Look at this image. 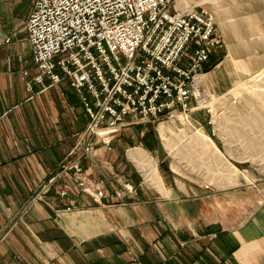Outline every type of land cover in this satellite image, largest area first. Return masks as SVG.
Masks as SVG:
<instances>
[{"label":"crops","instance_id":"crops-1","mask_svg":"<svg viewBox=\"0 0 264 264\" xmlns=\"http://www.w3.org/2000/svg\"><path fill=\"white\" fill-rule=\"evenodd\" d=\"M21 2L0 0V23ZM215 22L224 47L204 65L216 61L202 71L206 95L264 68V0H230ZM17 29L0 35V264H264V182L256 193L214 199L209 214L175 213L147 196L99 206L83 196L61 200L60 186L31 204L70 153L80 162L82 147L75 146L87 119L65 83L26 89L36 70L24 22ZM85 160L92 167L94 160ZM155 192L170 197L163 185Z\"/></svg>","mask_w":264,"mask_h":264},{"label":"built area","instance_id":"built-area-1","mask_svg":"<svg viewBox=\"0 0 264 264\" xmlns=\"http://www.w3.org/2000/svg\"><path fill=\"white\" fill-rule=\"evenodd\" d=\"M179 1H33L25 31L36 75L26 89L67 85L87 119L84 155L94 154L92 136L109 147L125 125L202 109L203 66L224 44L210 8ZM60 167L73 170L74 182L84 187L80 163ZM58 177L41 184L31 200H42ZM82 192L97 205L106 199L100 189Z\"/></svg>","mask_w":264,"mask_h":264},{"label":"rangeland","instance_id":"rangeland-1","mask_svg":"<svg viewBox=\"0 0 264 264\" xmlns=\"http://www.w3.org/2000/svg\"><path fill=\"white\" fill-rule=\"evenodd\" d=\"M31 1L22 0L11 12L3 13L6 20L0 23L1 36L8 37L7 33L12 29L15 31L16 27L23 30V22L25 25L31 10ZM229 1L195 0L192 4L206 5L215 16L218 11H224ZM183 2L179 1L180 4ZM215 62L207 65L208 70ZM206 93L200 100L202 109L176 114L171 118L125 125L111 136L109 147L97 145L99 139L92 136L90 141L95 145L92 156L84 155L80 135L75 147H82L78 156H83L76 163L81 165L84 187H78L74 182L73 170L60 167L58 173L51 174L43 182L60 174L47 193L52 192L54 186H60L56 195L61 200L69 196L90 198L82 192L83 189L91 193L100 189L106 199H117L119 203L141 202L147 196L150 201H158L175 213L180 214L181 210H185L189 215L196 213L197 208L205 209L206 214L212 213L214 199H223L234 193L245 194L248 189L256 193L260 183L264 182V68L238 80L235 86L222 94ZM179 115L184 117L186 126L177 120ZM160 124L170 126L178 136L181 130L187 136L194 134V131H202L220 155L211 151L200 157L194 155L195 158L188 161L186 156L192 147H196L195 143L182 138L171 142L168 148L159 133ZM165 132L168 137L171 136L169 131ZM131 150H141L145 156V162L140 167L129 159ZM70 157L63 162L65 168L73 164ZM85 158L94 160L92 167ZM65 173L69 176V183L62 182L60 185L58 181ZM221 180L227 182L226 186ZM162 185L170 191L169 198L155 192L162 191ZM218 185L229 188L221 189ZM60 191H67V196L60 198ZM116 193L120 194L119 198H115ZM29 201L33 204L41 200ZM67 207L73 208L65 206L62 209L66 210Z\"/></svg>","mask_w":264,"mask_h":264},{"label":"bare ground","instance_id":"bare-ground-1","mask_svg":"<svg viewBox=\"0 0 264 264\" xmlns=\"http://www.w3.org/2000/svg\"><path fill=\"white\" fill-rule=\"evenodd\" d=\"M201 99H202V97H201ZM200 102H202V101H200ZM177 120L183 126H186L185 125L186 121H185L183 116L179 115L177 117ZM170 128H171L170 126L166 127L164 124L159 125V133H160L161 137L164 139L165 145L168 148H170L169 145L171 142L176 141V140H178V141L182 140V138L183 139L188 138V139L192 140V142L195 143L196 147H192V149L189 150L190 153H188L186 156V159L188 161H191L193 158H195L194 155L200 157L202 154H206V153H209L211 151H213L214 153H218L220 155L219 151L215 147H212L213 143L210 140V138L207 135H205L202 131H194L195 132L194 134H192L191 136H187V134L185 135L184 132H182V130H181L180 134L178 136L173 131H171ZM165 131H169L171 136L168 137ZM182 133H183V136H181ZM99 135L104 136L105 133L100 132ZM209 146H211V147H209ZM128 157L138 167H140V165H143L145 162V156L143 155L141 150L140 151L131 150L128 154Z\"/></svg>","mask_w":264,"mask_h":264},{"label":"trees","instance_id":"trees-1","mask_svg":"<svg viewBox=\"0 0 264 264\" xmlns=\"http://www.w3.org/2000/svg\"><path fill=\"white\" fill-rule=\"evenodd\" d=\"M210 58H211V57H210ZM210 58H209V59H210ZM208 69H209V67L204 66V67H203V72H207V71H209ZM204 70H205V71H204ZM81 164H82V167H83V163H81Z\"/></svg>","mask_w":264,"mask_h":264}]
</instances>
